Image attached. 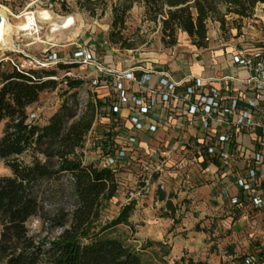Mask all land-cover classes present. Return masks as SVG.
<instances>
[{"label":"trees","instance_id":"1","mask_svg":"<svg viewBox=\"0 0 264 264\" xmlns=\"http://www.w3.org/2000/svg\"><path fill=\"white\" fill-rule=\"evenodd\" d=\"M79 2L95 13L96 2ZM135 3L144 7L149 21L161 23L162 40L167 46L176 45L179 32H185L199 48L208 45L211 21H218L224 28L228 15L252 18L258 5L264 7V0H115L111 31L115 43L120 42L116 36ZM121 43L122 48L133 46ZM74 65L60 64L64 69ZM55 75V70L18 68L0 61V124L4 123L0 161L11 170L9 175H0V264H168L166 257L171 246L167 242L148 239L138 250L115 235L121 225L135 228L131 220L135 200L125 204L117 216L105 218L107 203L119 191L116 173L83 160L84 139L104 101H90L77 117L79 100L77 92H73L64 98L47 123L30 118L28 108L39 100L41 93L58 86V80L49 78ZM65 81L71 89L82 83L68 76ZM27 154L31 158L28 161L23 158ZM62 174L71 177L68 187L73 207H60L46 218L50 228L59 232L38 238L30 233L27 222L43 215L42 183L59 179ZM160 198L164 199V195ZM166 207L163 215L176 219L173 202L167 200ZM149 250L151 257L147 259L145 253ZM243 261L244 258L240 264ZM187 264L210 263L190 258Z\"/></svg>","mask_w":264,"mask_h":264},{"label":"rangeland","instance_id":"2","mask_svg":"<svg viewBox=\"0 0 264 264\" xmlns=\"http://www.w3.org/2000/svg\"><path fill=\"white\" fill-rule=\"evenodd\" d=\"M84 2V0H82ZM96 2L95 13L90 12L86 7L82 6L79 0H0V9H7L8 21L13 26L11 40L7 45L0 49V60L4 64L12 66L13 62L23 65L26 69H51L55 70L56 75L49 77L59 81L55 89H49L41 93L39 100L28 108L29 113L37 115L36 120L45 124L50 117L60 108L64 98L73 92H77L79 100V108L77 117L81 116L87 109L90 101H95V98L101 97L103 92L95 88L91 79L88 77L89 70L86 66L75 64L72 61V54L78 45L87 46L102 58L108 54H116L123 60H128L127 63H141L143 61L160 60L167 58V61L162 62L169 68H173L174 63L189 59L194 53L202 52L204 48H199L192 44L189 35L185 32H179L178 43L174 46H167L163 40L161 31L162 25L160 22L155 23L149 21L144 12V7L135 3L127 14L126 23L121 28V33L116 36L120 42L115 43L111 38L112 22H113V3L115 0H92ZM63 3V5H62ZM48 10L52 14V21L60 22L63 18L73 16L75 24L68 29H65V34H52V22L44 21L39 18L38 12ZM37 16V27L30 31L18 30L17 26L22 22L26 15L25 13H33ZM255 14H259L264 19V7L258 5ZM39 19V20H38ZM257 19L252 18L238 19L236 15H228L227 24L221 27L218 21L209 23V36L212 39L208 41L206 48L222 47L223 44L230 42L237 46V37L235 34L247 32L249 25H255V28L261 30L262 23L257 25L252 21ZM261 19V18H260ZM15 25V26H14ZM78 28V29H76ZM253 30V29H251ZM36 31V32H35ZM74 31V32H73ZM215 31L217 39L212 36ZM76 33L73 36V33ZM70 36L71 38L67 37ZM131 43V49L122 48V43ZM11 43V44H10ZM4 50V51H3ZM57 52L60 58L58 63L50 59V54ZM200 58H205L201 54ZM41 64H46L42 67ZM60 64H75L74 66L64 69ZM190 70L183 67L180 72H175L176 77L186 74ZM193 71V68H191ZM236 74V72L234 73ZM66 76L72 79H80L82 83L77 88H70ZM68 92L64 95V92ZM104 113V106H102ZM4 123L0 124V135L2 134ZM107 127L102 123L94 124L91 134H87L84 139L83 160L85 163H99L102 160V148L107 138ZM25 160H30L28 156L23 157ZM129 171H120L116 173L119 182V191L116 197L107 203L105 209V218L112 219L117 216L122 207L133 200L141 201L139 198L143 195L144 207L135 206V210L131 216L135 228L131 229L126 225H121L116 229L115 235L120 236L130 246L141 249L148 239L160 240L167 242L171 246L170 255L166 257L168 264H187V260L192 258L195 261H208L210 264H240L242 258L251 253L255 248L254 242L250 240V235L254 234L256 238L264 236V232H254L247 226L236 231L234 224L230 226L227 221L228 215L218 217V220H210L204 225H196L197 230L207 234L206 237L196 238L197 241L193 247V251L187 246L190 242V236L193 235V230H183V222L186 215L179 213V219H175V225L172 229L167 227L163 220H158V215L161 214L159 205L155 204L153 199L157 191V181L155 175L144 169L136 172L134 168ZM11 170L6 167L4 161H0V175H9ZM128 174V175H127ZM71 177L68 174H62L59 179L45 180L42 183V198L44 210L42 217L35 216L28 220L27 227L30 233L35 234L38 238L52 237L59 232V229H51L48 219L53 212L60 207L70 209L73 207V197L69 189V181ZM155 181V182H154ZM154 182V183H153ZM155 193V194H153ZM152 198V199H151ZM233 221L237 220L238 215H230ZM156 220L160 223H156ZM186 222V221H185ZM167 224V223H166ZM203 229V230H202ZM163 235V239L157 238ZM176 235H180L175 239ZM172 240V241H171ZM176 243V250H174ZM154 248L159 249L158 246ZM150 250L147 251L146 258L150 259ZM182 257L185 261H182ZM159 263V260H155ZM40 264H48L42 262ZM161 264V263H159Z\"/></svg>","mask_w":264,"mask_h":264},{"label":"crops","instance_id":"3","mask_svg":"<svg viewBox=\"0 0 264 264\" xmlns=\"http://www.w3.org/2000/svg\"><path fill=\"white\" fill-rule=\"evenodd\" d=\"M255 18L262 19V16L256 14ZM256 20L252 19L254 22ZM249 32L256 37L264 38V31L262 30L254 29L249 30ZM214 35L215 31L212 36L217 39ZM234 49L235 44L230 42L223 44L221 48H204L202 52L194 53L189 59H184L179 63L175 62L173 68H166L162 64V62L167 61L166 57L160 60H150L149 62L127 63L128 60H123L116 54L111 53L103 58L98 53L96 55L100 62L114 70L144 67L154 69L157 72H167L176 81L186 80L191 76H203L213 79L211 83L219 88L227 86L236 90L239 83L234 79L229 81L219 80L222 76L247 78L249 75L246 69L236 66L231 61V53ZM201 54H204L205 58H200ZM183 67L190 70L186 74L176 77L174 73L180 72ZM87 68L89 72H92L93 67ZM191 68H193V71H191ZM235 72L236 74H234ZM140 74L141 71L135 72L136 76ZM156 79L157 77L154 78V82ZM107 81L109 80L107 79ZM111 82L113 83L114 79H111L109 84L105 83L95 87L103 92V95L95 98V100L101 99L105 103L103 105L104 113L100 112L106 118L104 123L108 128L106 140L117 138V141L121 143L127 139L130 132H135L138 138L136 156L133 159L127 158L126 162L128 164L121 168L119 172L129 171L130 168H134L136 172H139L140 169L145 170L147 164L151 167L153 175L157 179L156 182L154 181L157 185V191L156 194L153 193L155 194L153 196L156 201L155 204L159 205L161 214H164L167 210L166 202L170 200L176 208L175 217L177 220L180 211L186 215V219L182 224L184 226L183 230H193L190 242L187 243L191 251H193V247L198 248L195 241H197V237L199 240L200 234H202V237L207 236L205 232L197 230L196 225L200 224L202 227L205 222L207 223L210 220V217L213 220H218V217L228 215L227 219L222 218L220 221H227L229 226L234 224L236 231H240L247 226L254 232H258V230L264 232V206L261 209H255L243 197L241 198V204L234 205L231 203L230 196L243 195L235 180L240 170L245 167V162L239 159L231 167L215 157L197 152L196 147L200 146L198 140L200 142L204 141L203 130L200 121L193 120L188 113L183 101L169 102L164 106L157 107L155 114L147 117L142 116L141 119L146 125L145 130L136 131L130 121L132 111L129 107H124L115 117H110V120L107 117L108 105L105 97L110 93ZM134 88L136 89L137 86L134 85ZM150 124H157L158 130L150 132L148 130ZM252 149L251 137L248 134H240L237 137L234 154L238 157L249 156ZM162 151H168L166 158L162 156ZM143 159L146 160V164L142 163ZM157 166L160 171H155ZM160 195H164V199H161ZM139 198L141 201L137 200L138 204L136 206L144 207L142 204V202L144 203L143 195ZM230 215L240 217L233 221V217ZM158 216V220H163L167 227L172 229L175 225L173 230H178L176 229L177 224H174L175 218L173 216ZM159 221L156 220V223H160ZM179 236L176 235L175 239ZM157 238L163 239V235ZM250 240L255 244V248L251 253H264V236L258 239L254 234H251ZM175 244L174 250L177 246Z\"/></svg>","mask_w":264,"mask_h":264},{"label":"built area","instance_id":"4","mask_svg":"<svg viewBox=\"0 0 264 264\" xmlns=\"http://www.w3.org/2000/svg\"><path fill=\"white\" fill-rule=\"evenodd\" d=\"M259 22L262 23L261 30L264 31V19L257 18L254 23L257 25ZM248 29L256 28L253 24ZM235 35L238 42L231 53V61L246 69L249 75L247 78L222 76L219 80L234 79L239 83L236 90L227 86L219 88L211 83L213 79L203 76H191L186 80L176 81L167 72L144 67L114 70L100 62L95 51L83 45H78L71 59L75 64L93 67L88 77L95 87L109 84L114 79L110 93L105 97L108 105L107 117L110 120V117H115L124 107H129L132 111L130 121L136 131L145 130L142 116L155 114L157 107L169 102L183 101L188 113L193 120L200 121L203 130L204 141L198 140L200 146L196 147L197 152L215 157L231 167L239 159L245 162V167L240 170L235 180L243 195L230 196L231 203L239 205L243 197L253 208L261 209L264 206V38L256 37L249 31ZM210 39L208 34L207 40ZM49 56V60L55 63L60 60L57 52ZM13 65L25 68L15 62ZM45 65L41 64L42 67ZM136 71H141V74L136 76ZM155 77L157 79L154 82ZM134 85L137 86L136 89ZM100 111L102 107L97 112L94 124L105 123L106 118ZM30 118L36 119L37 115L31 113ZM148 130L156 132L158 125L150 124ZM240 134L251 137L253 149L249 156L238 157L234 154ZM117 140L105 139L102 160L98 163L102 167L113 169L115 173L128 164L127 158L133 159L136 156L138 138L135 132H130L123 142ZM161 153L166 158L168 151ZM145 161L143 159L142 163L146 164ZM145 170L153 174L148 164ZM155 171H160L158 166ZM243 264H264V253H249L244 257Z\"/></svg>","mask_w":264,"mask_h":264},{"label":"bare ground","instance_id":"5","mask_svg":"<svg viewBox=\"0 0 264 264\" xmlns=\"http://www.w3.org/2000/svg\"><path fill=\"white\" fill-rule=\"evenodd\" d=\"M25 14H27L25 19L18 24L17 28L18 30H22V31H30L29 34H32L31 31L37 27V16L35 15V12L25 13ZM0 15L2 18V22L0 24V49H2L3 46L7 45L10 41H12L11 33L13 32V26L8 21L7 9L1 8ZM38 15L41 20L52 22L51 23V26H53V28L51 29L52 34L58 33L63 36L65 34L64 32L65 29L71 28L75 24V18L73 16L63 18L62 21L57 22V21H52L53 18L52 14L48 10H41L38 12ZM76 33L77 32L73 33V36H75ZM67 37L71 38L70 36Z\"/></svg>","mask_w":264,"mask_h":264},{"label":"water","instance_id":"6","mask_svg":"<svg viewBox=\"0 0 264 264\" xmlns=\"http://www.w3.org/2000/svg\"><path fill=\"white\" fill-rule=\"evenodd\" d=\"M1 22H2V18H1V15H0V24H1Z\"/></svg>","mask_w":264,"mask_h":264}]
</instances>
